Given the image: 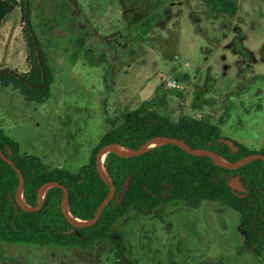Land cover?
<instances>
[{
    "label": "rangeland",
    "instance_id": "374dc122",
    "mask_svg": "<svg viewBox=\"0 0 264 264\" xmlns=\"http://www.w3.org/2000/svg\"><path fill=\"white\" fill-rule=\"evenodd\" d=\"M0 26V69L26 73L20 0ZM235 13L202 0H32L31 25L54 77L29 103L0 86V128L24 154L74 173L112 123L157 111L209 121L224 137L264 150V0H233ZM176 85V86H173ZM136 264H264L246 245L237 212L205 201L116 225ZM114 242L92 249L0 240V264H115Z\"/></svg>",
    "mask_w": 264,
    "mask_h": 264
},
{
    "label": "trees",
    "instance_id": "16d2710c",
    "mask_svg": "<svg viewBox=\"0 0 264 264\" xmlns=\"http://www.w3.org/2000/svg\"><path fill=\"white\" fill-rule=\"evenodd\" d=\"M220 12L235 13L233 0H202ZM32 0H20L26 27L28 48L26 73L0 69V86L19 92L29 103H42L50 97L54 77L30 21ZM16 0H0V26L14 12ZM161 137L177 138L193 149L214 152L227 163H236L252 154L243 144L224 137L220 128L205 120L182 117L177 122L157 111H146L137 118L112 123L109 131L92 150L88 163L74 173L61 167H49L39 157L22 153L18 142L0 128V148L21 170L25 179L23 200L38 205L41 187L58 182L69 191V212L81 221L93 219L110 194V186L101 177L97 156L107 145L138 151L146 143ZM107 176L116 188L115 198L103 211L96 225L74 227L62 209L64 193L51 188L45 193L38 212L24 211L17 204L19 177L16 170L0 157V240L13 244L60 246L92 249L107 240L114 242L115 264H136L125 259L123 235L115 232L118 222L131 212L144 214L162 206L185 203L200 209L205 201L228 206L239 214L246 245L258 257L264 254V161H255L229 170L211 157L193 156L173 144H160L143 155L124 158L109 153L104 162ZM238 177L246 193H237L230 182Z\"/></svg>",
    "mask_w": 264,
    "mask_h": 264
},
{
    "label": "water",
    "instance_id": "95a60500",
    "mask_svg": "<svg viewBox=\"0 0 264 264\" xmlns=\"http://www.w3.org/2000/svg\"><path fill=\"white\" fill-rule=\"evenodd\" d=\"M160 142V144H173L176 145L177 147H179L181 150H183L184 152L193 155V156H207V157H211L214 161H216L219 165L225 167L226 169L229 170H238L246 165H248L249 163L255 162V161H264V155L263 154H252L249 155L247 157H245L244 159L230 164L227 163L226 161H224L221 157L217 156L214 152L206 150V149H193L191 147H189L188 145H186L183 141L177 139V138H171V137H161V138H155L151 141H149L148 143H146L141 149H139L138 151H127L124 150L122 148L116 147L115 145H107L105 147H103L98 156H97V167L99 170V173L101 175V177L103 178V180L110 186V194L109 196L103 201V203L100 205V207L98 208L95 216L93 217V219L89 220V221H81L75 217H73L71 215V213L69 212V191L68 189L61 185L58 182H50L47 183L45 185H43L41 187V189L39 190L38 193V205L36 207H30L28 206L24 200H23V190L25 187V179L23 176V173L21 172V170L16 166V164L9 159L4 152L1 150L0 148V157L9 165H11L17 172L18 177H19V188L17 191V204L24 210L27 212H38L42 209L43 205H44V197H45V193L51 189V188H59L63 191L64 193V199H63V203H62V209H63V213L65 215V217L67 218V220L69 221V223H71L74 227L77 228H90L94 225L97 224V222L99 221V219L102 216L103 211L109 206V204L111 203V201L115 198L116 195V188L115 185L113 184V182L111 181V179L107 176L106 172H105V168H104V163H103V158L109 153H113L116 154L120 157H124V158H135V157H139L141 155H143L145 152L149 151L150 149L154 148L152 147L155 143ZM159 144V145H160ZM124 150V151H123ZM104 159V162H105ZM230 186L231 188L237 192V193H246V189L243 187V185L241 184L240 180L238 177H235L231 182H230Z\"/></svg>",
    "mask_w": 264,
    "mask_h": 264
},
{
    "label": "bare ground",
    "instance_id": "6f19581e",
    "mask_svg": "<svg viewBox=\"0 0 264 264\" xmlns=\"http://www.w3.org/2000/svg\"><path fill=\"white\" fill-rule=\"evenodd\" d=\"M160 144V142H157V143H155L152 147H156V146H158ZM124 151V150H123ZM104 159H105V157L103 158V163H104Z\"/></svg>",
    "mask_w": 264,
    "mask_h": 264
},
{
    "label": "built area",
    "instance_id": "2783aa9c",
    "mask_svg": "<svg viewBox=\"0 0 264 264\" xmlns=\"http://www.w3.org/2000/svg\"><path fill=\"white\" fill-rule=\"evenodd\" d=\"M173 86H176V85H173Z\"/></svg>",
    "mask_w": 264,
    "mask_h": 264
}]
</instances>
